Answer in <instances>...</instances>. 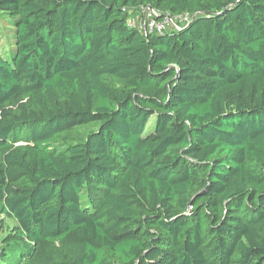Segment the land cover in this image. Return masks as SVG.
<instances>
[{
	"label": "trees",
	"instance_id": "trees-1",
	"mask_svg": "<svg viewBox=\"0 0 264 264\" xmlns=\"http://www.w3.org/2000/svg\"><path fill=\"white\" fill-rule=\"evenodd\" d=\"M144 8L192 20L146 35L128 24ZM0 13L15 28L0 43V217L17 230L0 263L264 264V0Z\"/></svg>",
	"mask_w": 264,
	"mask_h": 264
},
{
	"label": "rangeland",
	"instance_id": "rangeland-1",
	"mask_svg": "<svg viewBox=\"0 0 264 264\" xmlns=\"http://www.w3.org/2000/svg\"><path fill=\"white\" fill-rule=\"evenodd\" d=\"M14 33L15 28L12 25V18L7 14L0 13V43L2 44L4 50L12 44V41L15 37ZM153 121H151L150 125L147 127L148 131L150 132H153L154 130L152 127ZM95 128V124L79 127L75 132L70 134L68 139L70 141H82ZM64 141H66V139H64ZM64 141L55 144L54 147L58 145H64ZM16 232V224L12 220H9L4 216L0 217V246L2 245V241L5 239V237H7L9 234H15Z\"/></svg>",
	"mask_w": 264,
	"mask_h": 264
},
{
	"label": "built area",
	"instance_id": "built-area-1",
	"mask_svg": "<svg viewBox=\"0 0 264 264\" xmlns=\"http://www.w3.org/2000/svg\"><path fill=\"white\" fill-rule=\"evenodd\" d=\"M191 20L192 17L189 13L161 17L157 11L144 8L141 15L131 16L128 24L130 27L137 28L148 35L152 33L161 34L167 30H181Z\"/></svg>",
	"mask_w": 264,
	"mask_h": 264
}]
</instances>
